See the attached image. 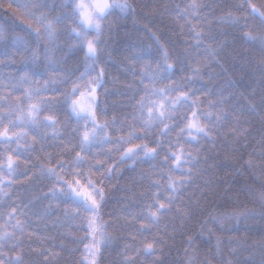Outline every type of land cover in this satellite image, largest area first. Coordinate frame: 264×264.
<instances>
[{"label": "snow or ice", "instance_id": "snow-or-ice-1", "mask_svg": "<svg viewBox=\"0 0 264 264\" xmlns=\"http://www.w3.org/2000/svg\"><path fill=\"white\" fill-rule=\"evenodd\" d=\"M174 11L185 47L150 32L154 47L128 58L119 80L108 78L104 56L114 24L135 15L132 0H0V69L14 70L0 72V264H65L64 254L72 264L77 253L78 264H101L117 239L110 228L128 241L116 264H264V229L250 242L234 235L249 220L264 224V95L257 105L223 88L191 87L226 74L224 43L258 52L252 63L264 79V0H187ZM222 36L231 40L217 43ZM183 71L191 75L176 80ZM112 95L126 99L110 104ZM244 113L259 118L255 133ZM225 146L244 182L229 184L221 204L209 201L205 176L224 166L210 160ZM128 161L153 171L141 172L139 199L113 207L112 181ZM20 176L51 182L37 198L50 200L39 220L5 203L6 188L27 187L16 184Z\"/></svg>", "mask_w": 264, "mask_h": 264}, {"label": "trees", "instance_id": "trees-1", "mask_svg": "<svg viewBox=\"0 0 264 264\" xmlns=\"http://www.w3.org/2000/svg\"><path fill=\"white\" fill-rule=\"evenodd\" d=\"M132 2L136 5L135 15H130L127 19L117 21L114 24V31L108 38V47L104 56V61H107L109 58L112 61L111 64L106 65L109 79L117 78L123 80L124 78L121 76V69L126 66V60L134 53H139L143 48H147L148 46L154 47L155 42L149 34L150 32L159 36L161 41L166 45H169V47L171 43H175L178 50L185 47L180 41L184 38H188L186 31L184 37L177 35L179 29L176 27L174 20V17L176 16L174 11L175 5L181 4L183 6L187 0H132ZM207 2L211 3L212 0H207ZM217 2L223 3L224 0H217ZM257 2H259V0H257ZM220 14V12L216 13V15ZM3 15V13H0V16ZM3 23H5V21L0 19V24ZM179 23L183 24V21H180ZM145 27H147L149 31H145ZM213 27L220 28L224 31H231L228 29L227 25H213ZM230 40V36H222L217 43H224L225 41ZM209 43H212L214 47L216 46V43H213L212 41H209ZM246 48L247 46L243 44L230 45L224 43L223 51L219 53V56L224 64V68L227 70L226 74L217 75L215 78H210L205 75L202 83H195L191 87L193 89H200L206 85V90H210L211 92H216L223 88L226 89L225 94L235 93L238 98L242 99L243 103L251 102L259 105L260 97L264 95V79L261 78L259 71L256 70V65L252 63L253 57H256L257 59L259 58V53L255 50H249V55L245 56L243 53ZM104 61H102V63H104ZM116 65H119V68H117ZM9 71L14 72L12 69H0V72H3L4 74H7ZM211 71L221 72V69L213 67ZM190 75L191 73L189 71L178 72L175 79L179 81L181 76L187 77ZM34 79L41 80L42 78L34 77ZM108 87L112 88V85L109 84ZM199 94L200 93L198 92L197 95ZM125 99V97L118 95L108 97L110 104L115 103L117 105H120ZM243 115L244 118L254 121V124L251 127L255 133L256 128L260 123L259 118L254 114L249 113H244ZM245 127L250 126L245 125ZM235 158H237L235 157V154L225 146L223 150L218 149V155L214 160H210V164H223L224 166L215 167L205 176V179L213 182V187L208 189L209 201H219L221 204H225L226 200H220V196L224 194V189L228 187L229 184H232L234 180L244 182V178L236 176L235 174V167L238 165L233 164L232 166H229ZM131 164L132 162L128 161L125 164L120 165V170L123 174L112 181L113 207L118 208L123 204H127L130 200L139 199V192L143 190V188L137 183L140 179V174L141 172L153 171L151 165L148 163H137L134 169L130 167ZM204 167H207V165H204ZM33 171H38V169H34ZM176 175H179V173ZM153 178L156 179L157 177L154 176ZM15 179L17 185L26 184L27 187L17 186L12 189H5L6 192L12 193L11 199L5 201V203L11 207H16L28 198H39L42 193L48 191L46 185L51 184L47 179L34 178L33 182H29L23 176ZM234 186L238 187L239 184ZM256 187L259 186L256 185ZM126 188L132 189V191H125ZM49 202L50 200H39L37 205L28 212L27 216L32 220H39L40 216L36 214L39 213L43 215L44 208ZM248 206L253 207L252 204H249ZM231 207V204H227L226 207L219 208L218 211L222 212L231 210ZM108 210L111 211V208ZM3 211H10V207H5ZM21 219H24V217H21ZM55 220L56 216L54 215L47 217L45 222L53 224L55 223ZM248 225L249 229L246 230L242 228L240 230L241 235L236 234V236L240 239L247 238L249 242L252 240H259L261 237V230L264 229V224H261L258 220H249ZM32 227L35 228V225ZM57 230L65 231L66 229L51 228L48 234L55 235ZM72 231L76 235H83V233L76 232V229H72ZM108 231L116 236L117 239L114 241V247L105 251L101 264H116L119 259L120 250L124 243L128 241L119 239V237L124 234L122 231H116L112 228ZM195 231L196 228L193 227L191 234H194ZM217 234L220 233L218 232ZM183 240L184 237L177 235L176 241L174 242L175 247L178 249L182 248L184 246ZM66 243L75 247L71 241H66ZM197 244H201V241L197 240ZM205 247L211 248L212 245L209 244V246L201 248L200 251L202 253ZM54 250L61 251L60 249ZM169 253L172 259H176L179 255L178 252L172 251L171 249L166 250V254ZM64 255L65 264H68V257L66 254ZM158 255L160 254L158 253ZM247 255L248 253L245 252L244 256ZM78 258L79 253L71 258L72 264H78ZM213 264H219V262L213 259Z\"/></svg>", "mask_w": 264, "mask_h": 264}, {"label": "bare ground", "instance_id": "bare-ground-1", "mask_svg": "<svg viewBox=\"0 0 264 264\" xmlns=\"http://www.w3.org/2000/svg\"><path fill=\"white\" fill-rule=\"evenodd\" d=\"M117 79V78H116ZM39 202L38 199H35V198H28L27 200H25L24 202L18 204L16 207H22L23 208V211L28 214V212L37 205V203ZM27 205V206H25ZM229 235H233L232 233H228ZM241 235L240 232L238 233H235L234 235ZM215 241L212 242V244H214ZM211 244V245H212ZM205 246H209V245H205ZM210 249V247H205V249L203 250V253H206L207 250Z\"/></svg>", "mask_w": 264, "mask_h": 264}]
</instances>
